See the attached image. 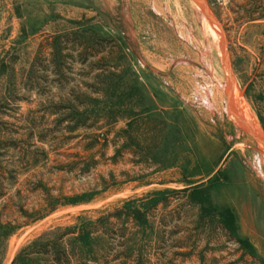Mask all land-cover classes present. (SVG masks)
I'll return each instance as SVG.
<instances>
[{
	"label": "rangeland",
	"instance_id": "374dc122",
	"mask_svg": "<svg viewBox=\"0 0 264 264\" xmlns=\"http://www.w3.org/2000/svg\"><path fill=\"white\" fill-rule=\"evenodd\" d=\"M242 111L264 144V0H0V264H264Z\"/></svg>",
	"mask_w": 264,
	"mask_h": 264
},
{
	"label": "trees",
	"instance_id": "16d2710c",
	"mask_svg": "<svg viewBox=\"0 0 264 264\" xmlns=\"http://www.w3.org/2000/svg\"><path fill=\"white\" fill-rule=\"evenodd\" d=\"M70 37L75 38V41H72L73 42L72 45H69L70 43H67L68 41H65V40H68V38ZM77 41H78V44L76 43ZM93 48H95V46ZM48 51H49V55H48L49 61L47 62V68L52 70L53 74L57 76L60 70V65H59L60 59L64 57H68L67 55H64V54H76L77 58L78 59L80 58L79 64L84 66L87 64L88 59L95 58L100 53L99 51H96V49H91V47H89L87 42H85L84 40L79 38L77 34L72 33V32H68L66 34L56 35V36L51 37L50 42H49ZM101 86H103V84H101ZM105 90L107 89L100 87L99 89L94 91L93 94L100 96L101 99H95V98L90 99V101L93 103V107L90 109L89 114H88L90 117H95L97 115L99 116V115L106 114V111H105L106 109H104L103 105H100L103 103L102 98L105 97ZM101 106L103 108H101ZM84 110H87V109L84 108ZM260 122L262 123L261 120ZM77 129H78V126L76 125L72 130L75 131ZM117 154H119L118 151H116V155ZM31 254H34L36 256L43 257V258H49L51 264H70V261L67 259V257H65L64 254H62L60 250L58 249V247H56V245L54 244L45 243L43 245H40L38 246L37 252L31 253ZM18 258H19L18 256L14 258V260L12 261V264H15Z\"/></svg>",
	"mask_w": 264,
	"mask_h": 264
},
{
	"label": "bare ground",
	"instance_id": "6f19581e",
	"mask_svg": "<svg viewBox=\"0 0 264 264\" xmlns=\"http://www.w3.org/2000/svg\"><path fill=\"white\" fill-rule=\"evenodd\" d=\"M198 1V0H197ZM199 3H197V5H198ZM197 7V6H196ZM201 8V7H200ZM197 9H199L198 7H197ZM199 11V10H198ZM201 12V11H200ZM203 17V16H202ZM206 17V16H205ZM204 18V17H203ZM204 20H205V18H204ZM204 22V21H203ZM204 25H206V24H204ZM217 33V32H216ZM220 37V36H219ZM215 38H216V36H215ZM220 42H222V41H220ZM222 45V44H221ZM227 89V88H226ZM225 89V90H226ZM229 90V89H228ZM227 91V90H226ZM234 95V94H233ZM232 95V96H233ZM234 101V100H233ZM238 104L240 105V104H242V103H239L238 102ZM238 106V105H237ZM236 106V107H237ZM242 106V108L241 109H244L243 108V104L241 105ZM239 107V106H238ZM245 110V109H244ZM237 111H239V110H237ZM236 110L233 112V114L235 115L234 117H238V116H236V115H238V114H235L236 112H237ZM243 112V111H242ZM243 122H242V124L244 125V127H245V130L249 133V134H251V136H253V138L258 142V144H260L259 146H261L262 147V145H264L263 144V142H262V140H261V138L259 137V129H258V125L255 123V122H253V120H252V118H251V116H247L246 115V112L244 111L243 112ZM240 118V117H239Z\"/></svg>",
	"mask_w": 264,
	"mask_h": 264
}]
</instances>
